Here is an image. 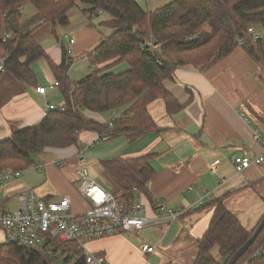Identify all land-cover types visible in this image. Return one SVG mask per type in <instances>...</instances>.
Returning <instances> with one entry per match:
<instances>
[{"label": "crops", "instance_id": "1", "mask_svg": "<svg viewBox=\"0 0 264 264\" xmlns=\"http://www.w3.org/2000/svg\"><path fill=\"white\" fill-rule=\"evenodd\" d=\"M25 9L34 13L29 6H24L22 12ZM91 20L86 17L84 23L72 27L69 17L68 27L59 33H69L74 38L70 56H79L82 77L91 69L83 66L87 62L86 56L107 37L88 30ZM46 28L36 29L34 35L47 57L60 64L61 46L55 44L49 36L50 28L47 31ZM74 67L75 64H71L68 77L78 81L72 77ZM31 69L35 85H21L9 79L0 87V141L7 139L13 130L42 120L49 112L47 104L63 103L58 87H50L56 79L47 60H37ZM126 69L127 66L121 64L111 72ZM257 75V65L242 48H236L225 59L206 69L177 66L163 85L181 107L167 113L161 98L147 105L148 114L159 130L147 132L134 140L86 131L79 134L75 145L46 147L36 154L31 165L22 170L19 178L6 183L0 202L8 210H16L19 206L17 194L32 189L46 201L68 196L71 210L81 214L88 203L78 188L79 150H84L88 157L92 178L107 191L109 188L99 164L102 159H128L149 154L154 176L148 182V196L143 193L135 196V201L142 204L141 214L154 217L157 213L154 202L158 198L169 207L184 206L186 212L180 219L169 223L89 240L86 247L108 264H192L198 240L206 231L213 213L210 202L221 198L248 231L264 214V165H252L237 173L231 161L233 156H256L264 149V144L254 135L258 132L264 142V85ZM38 87H44L45 93H38ZM123 109L104 113L86 110L82 114L96 122L107 123L111 128L112 121ZM101 135L108 138L95 143ZM213 162L219 163L216 172L209 169ZM196 192L210 194V200L198 209L190 208ZM144 244L153 247L154 251L143 253Z\"/></svg>", "mask_w": 264, "mask_h": 264}, {"label": "trees", "instance_id": "2", "mask_svg": "<svg viewBox=\"0 0 264 264\" xmlns=\"http://www.w3.org/2000/svg\"><path fill=\"white\" fill-rule=\"evenodd\" d=\"M86 5L82 13L89 19L100 13L110 18L103 22L114 31L86 56L93 69L78 81H71L67 71L73 63L56 28L69 24V12ZM32 6L34 13L23 17L22 8ZM46 24L61 44L62 60L53 63L34 36L31 25ZM252 24L264 26V0H173L153 11H145L135 0H0V33L10 37L4 43V71L21 85H35L31 69L39 59H46L58 82L64 111H49L34 125L13 130L0 141V169L24 170L45 147H68L78 143L79 134L96 131L129 140L159 130L147 111V105L161 98L167 113L181 106L164 87L181 65L206 69L229 56L236 48L235 39ZM37 25V26H38ZM207 26V30L204 26ZM36 26V27H37ZM152 35L161 45V64L141 48L143 38ZM245 53L258 67L257 78L264 85V39L246 42ZM112 61L99 70L94 66ZM126 62V70L113 73L109 68ZM111 63V62H110ZM74 108V110H73ZM124 108L112 121L113 126L86 118L80 110L112 112ZM149 154L121 159H102L100 167L109 191L129 209L138 193L148 196V182L154 176ZM213 213L209 225L198 240L192 264H221L211 255L216 246L221 258L229 257L252 235L218 198L210 202ZM53 251L65 255L66 264H84V257L74 242L50 241ZM264 251V227L235 264H241L255 250ZM0 264H52L42 252L16 244L0 243ZM248 264H264V253Z\"/></svg>", "mask_w": 264, "mask_h": 264}, {"label": "built area", "instance_id": "3", "mask_svg": "<svg viewBox=\"0 0 264 264\" xmlns=\"http://www.w3.org/2000/svg\"><path fill=\"white\" fill-rule=\"evenodd\" d=\"M246 33L249 34L250 41L254 43L263 37L264 27L249 26ZM9 37L10 35L6 31L0 33V51H2V47ZM62 40L67 42L68 47L74 43V39L67 36ZM236 40L238 46L244 45L243 38H237ZM155 44L158 45L157 49L149 42L143 41L141 48L152 56L157 64H161L162 57H159L161 55L160 45ZM67 52H71L70 48L67 49ZM6 55V52L2 51L0 73L4 71ZM55 84L57 83L55 82ZM44 90V87L36 88V91L41 94L45 93ZM64 108L63 106L47 104L49 111L62 112ZM254 135L258 142L264 144L258 132H255ZM107 138L108 136L101 135L97 137L95 143ZM77 161L78 188L88 203L87 209L81 214H75L71 210L68 196H63L59 200L46 201L32 189L23 190L17 194L18 209L8 210L0 202V230L3 231L6 242L42 252L47 255L52 264L66 263L64 262L65 255L53 251L50 247V241L74 242L84 257V264H108L104 258L89 251L86 247L89 240L109 235L137 232L150 226L169 223L180 219L187 210V208L180 205L169 207L159 198L154 202L157 213L152 218L141 214L143 208L139 201H134L129 209H125L114 194L102 188L92 178L88 167L89 161L84 154V150H79ZM231 161L237 173L252 165H264V149L261 154L256 156H233ZM218 165V162H213L210 164L209 169L216 172ZM21 173L22 170L0 169V196L6 183L19 178ZM209 200V193L196 192L190 208L198 209ZM141 250L143 253H151L154 248L144 244Z\"/></svg>", "mask_w": 264, "mask_h": 264}, {"label": "rangeland", "instance_id": "4", "mask_svg": "<svg viewBox=\"0 0 264 264\" xmlns=\"http://www.w3.org/2000/svg\"><path fill=\"white\" fill-rule=\"evenodd\" d=\"M136 2H137V4L142 8V9H144L145 11H153V10H155V9H157V8H160V7H162V6H165V5H167L168 3H170L171 1H173V0H135ZM29 6V8H31V10H33V7L32 6H30V5H28ZM86 7V5H84V4H82V3H77V5L69 12V15H68V18L70 17V23H71V25H72V27L74 26H79L81 23H84L85 22V20H86V17L84 16V15H82V9L83 8H85ZM23 17L24 18H28L29 16H30V13L25 9L23 12ZM110 18V16L108 15V14H106V13H102V14H98L97 16H93L92 17V24L90 25V26H88V30H90V31H92V32H94V31H97V33L99 32V34L101 35H105V36H108V35H110L113 31H114V29L113 28H111V27H108V26H105L104 24H103V22L104 21H106V20H108ZM41 23H43V21H41L40 23H39V25L37 26V27H35V30L36 29H38V28H40V27H42V26H45V27H48V28H50L48 25H46V24H43L42 26H41ZM33 25H35V24H33ZM33 25H31V26H33ZM69 25V24H68ZM68 25L67 26H65V27H62V26H58L57 28H56V32H57V37L59 38V39H61V37H63L64 39H65V37L67 36V37H69V38H73V37H70V35H69V33H65V34H60L59 35V33L60 32H62L63 30H65V28L66 27H68ZM251 27H255V28H262V27H264V26H260V25H255V24H252V25H250ZM249 27V26H248ZM48 28H46V31L47 30H49ZM204 29L205 30H207L208 28H207V26L205 25L204 26ZM246 30H247V28H246ZM35 32V31H34ZM50 34V33H49ZM35 36V35H34ZM51 38H52V40L55 42V44L58 46V44L61 46V44H60V42H59V40H57L56 39V37H54L53 35H49ZM59 36H61V37H59ZM36 37V36H35ZM237 38H243L244 39V45H242V46H238L237 45ZM236 39H235V44H236V48H242L243 49V46H245V43L248 41V42H251L250 40H251V38H250V36H249V34H247L246 33V31H245V33L243 34V36H239V37H237ZM263 38V37H262ZM261 38V39H262ZM74 39V38H73ZM60 41H62V39L60 40ZM75 41V40H74ZM143 41L144 42H149L150 43V45H152L155 49H157V44H155V43H157V42H155V39L153 38V36L152 35H147L145 38H143ZM155 42V43H154ZM67 43V42H66ZM143 43V42H142ZM255 43V42H254ZM153 44H155V45H153ZM68 45V44H67ZM66 44L65 45H63V46H65V48L66 49H68V48H70V50H71V52L70 53H68L69 54V56L71 55V53H72V47L70 46V47H68ZM160 45V44H159ZM235 48V49H236ZM62 50V49H61ZM160 50H161V45H160ZM162 55H163V53H162V51H161V55H159V57L161 58L162 57ZM0 56H2V51H0ZM71 57V56H70ZM72 58V60H73V63L72 64H75V67H74V69H73V71H72V77L73 78H75V79H80L82 76V74H83V72H82V63H80L79 61H80V58H79V56H76L75 54L73 55V57H71ZM111 62V63H110ZM111 64H113L112 63V61H108L107 63H101V64H98V65H96V66H94L95 68H98L99 70H101V69H103L105 66H110ZM121 64H125L127 67H128V65H127V63L126 62H120V63H116V64H114V65H112L110 68H109V71H112V70H114V69H116V67L117 66H119V65H121ZM89 64H88V62H84L83 63V66L85 67V68H89L90 66H88ZM182 66V65H181ZM70 68V67H69ZM93 68L91 67V69H90V71L92 70ZM69 70V69H68ZM86 71H88V70H86ZM89 71V72H90ZM67 75H68V71H67ZM12 80L13 81V78L10 76V75H8V74H3V76L0 78V87H3V83H5L7 80ZM72 81V80H71ZM55 82L57 83V84H55ZM53 84H52V86H50V87H58V82H57V80L55 81ZM75 82V81H74ZM49 104H53L54 106H63V107H65V105H64V102L61 104H55V103H49ZM73 110H74V108H73ZM82 111H86V109H82V110H80V112L82 113ZM71 146V145H70ZM69 147V146H68ZM46 148V147H45ZM44 148V149H45ZM55 148H59V147H55ZM62 148H65V147H62ZM43 151V150H42ZM41 153V152H40ZM39 154V153H38ZM36 156V155H35ZM34 156V160H36V157ZM85 156L87 157V155H86V153H85ZM87 159H88V157H87ZM3 169V168H2ZM25 170V169H24ZM262 218V217H261ZM261 218H260V220H261ZM259 220V221H260ZM259 221L257 222V224L251 229V230H249V232H252V231H254L255 229H256V227H257V225H258V223H259ZM253 233V232H252ZM259 234V233H258ZM257 237V236H256ZM2 242H5V235H4V233H3V231L2 230H0V243H2ZM264 253V251H262V248L260 247V249H258V250H255L246 260H244L241 264H248V262L251 260V259H253L254 258V256H256V255H258V254H260V253ZM211 255L215 258V259H217L221 264L222 263H224L225 262V260H226V258H221L220 256H219V254H218V248L215 246L212 250H211Z\"/></svg>", "mask_w": 264, "mask_h": 264}, {"label": "water", "instance_id": "5", "mask_svg": "<svg viewBox=\"0 0 264 264\" xmlns=\"http://www.w3.org/2000/svg\"><path fill=\"white\" fill-rule=\"evenodd\" d=\"M264 227V214L259 221L256 229L253 231L250 238L240 247L238 248L228 259L226 264H235L237 260L242 256V254L245 252V250L251 245V243L254 241L260 230Z\"/></svg>", "mask_w": 264, "mask_h": 264}]
</instances>
